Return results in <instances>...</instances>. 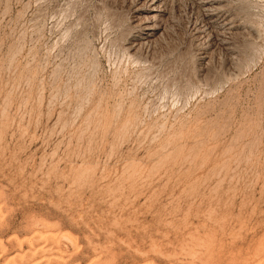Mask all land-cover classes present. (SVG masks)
Listing matches in <instances>:
<instances>
[{
	"label": "rangeland",
	"instance_id": "rangeland-1",
	"mask_svg": "<svg viewBox=\"0 0 264 264\" xmlns=\"http://www.w3.org/2000/svg\"><path fill=\"white\" fill-rule=\"evenodd\" d=\"M0 264H264V0H0Z\"/></svg>",
	"mask_w": 264,
	"mask_h": 264
},
{
	"label": "bare ground",
	"instance_id": "bare-ground-1",
	"mask_svg": "<svg viewBox=\"0 0 264 264\" xmlns=\"http://www.w3.org/2000/svg\"><path fill=\"white\" fill-rule=\"evenodd\" d=\"M150 30H154V29L150 28ZM155 31H156V30H155ZM152 33H153V32H152ZM152 33H151V34H152ZM151 34H150V35H151Z\"/></svg>",
	"mask_w": 264,
	"mask_h": 264
}]
</instances>
